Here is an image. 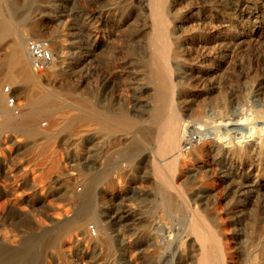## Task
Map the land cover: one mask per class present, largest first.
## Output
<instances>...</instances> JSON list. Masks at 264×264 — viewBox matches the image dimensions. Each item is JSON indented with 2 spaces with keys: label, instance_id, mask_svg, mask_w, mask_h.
Listing matches in <instances>:
<instances>
[{
  "label": "rangeland",
  "instance_id": "rangeland-1",
  "mask_svg": "<svg viewBox=\"0 0 264 264\" xmlns=\"http://www.w3.org/2000/svg\"><path fill=\"white\" fill-rule=\"evenodd\" d=\"M13 3L20 8L30 6L29 20L24 24L31 30L28 38L51 37L54 51L63 42L67 54L77 56L82 64L71 81L61 74L65 63L58 57L40 74L30 65L38 89L64 95L68 87L76 85V93L98 111L117 115L126 112L136 119L145 117L151 93L144 88L146 79H141L140 73L145 70L151 36L148 0H0L3 17L18 23ZM166 6V19L172 31L169 41L172 47L180 43V58H171L170 67L183 118H195L187 113L200 108L204 110L203 119L239 122L215 128L217 134L225 135L224 140L232 142L233 147L252 150L260 137L264 138V131L259 136L258 130L250 140L245 138L251 128L260 127L256 122L264 119V0H169ZM35 27L39 32L33 31ZM8 49L9 42H0L1 57ZM6 85L14 88L24 104L22 83L1 82V94ZM2 96L7 104L6 96ZM22 109H26L25 105ZM53 120L54 116L38 118L36 127L42 134L35 138L13 129L0 132V246L14 251L31 234H40L36 229L32 233L16 228L18 220L28 219L33 227L41 223L50 229V221L83 212L84 177L96 176L100 167L116 163L111 178L115 180L120 175L119 183L116 180L113 185L98 184L89 210L112 215L111 209L117 205L126 209L128 218H141L138 223L126 221V225L104 229L90 218L84 230L73 231L80 237L75 243L48 245L46 241L55 236L50 232L26 249L44 264H176L174 254L185 234L177 218L188 216L192 210L166 213L162 209L153 173L155 154L150 149L151 141L141 137V157L135 155L122 162L117 148L128 139L125 142L123 134H118L114 122L111 125L115 134L106 135L104 150H97L94 141H84L92 137V129L86 135H74V131L52 127ZM140 125L147 127L146 122ZM45 132L53 133L49 138ZM184 132L181 144L191 134L194 140L190 144L195 148L185 152L184 158L171 169L163 170L175 187L174 194L178 192L174 200L199 213L204 226L224 248L225 264H249L253 258L261 261L264 154L259 158L250 154L240 159L219 157L212 142L214 133L200 139L199 132L192 127ZM116 138H121L122 143ZM224 167H228L227 173L223 172ZM249 184H253L254 190L244 187ZM154 224L161 227L155 228ZM88 227L93 231L89 232ZM139 234L140 244H136ZM93 240L98 241L95 247ZM109 240L112 247L106 244ZM10 264L36 263L27 259ZM183 264L199 261L189 254Z\"/></svg>",
  "mask_w": 264,
  "mask_h": 264
},
{
  "label": "bare ground",
  "instance_id": "bare-ground-1",
  "mask_svg": "<svg viewBox=\"0 0 264 264\" xmlns=\"http://www.w3.org/2000/svg\"><path fill=\"white\" fill-rule=\"evenodd\" d=\"M168 1L169 0H148L147 3L149 7L148 27L151 29V36L149 38V45L147 49V60L144 65L145 70L143 71V73H140V75L143 77L141 79H146V83L144 82V88L150 91L151 98L147 103L145 117H139V119L130 116L126 112L117 115L105 113L104 111L103 113L101 111L96 110L92 107V104H90L88 99L82 98L76 93V85H71L70 87H68L64 95H60L50 91L43 92L38 89L34 83V74L31 71L30 61L25 48V43L28 38V32L31 31H28V29L24 27V24L27 23V21L29 20L30 6H21L20 8L17 4L13 3L14 9L16 8L15 12L18 17V23H14L12 19L8 20L4 18L3 15L0 13V42H9L10 44V49L5 51L2 54V57L0 56V66L3 68L0 71V83L3 81H9L11 84H16L19 82L22 83L23 88L21 90V93L24 94L26 100L25 103L22 104V108H24L25 105L26 109L23 111V109L21 108L19 113H15L13 109L8 107V104L5 103L4 97L2 96L3 93H0V115L2 116V119H0V132L13 129L30 136V138H35L42 134V132L36 127V120L41 116H54V120L52 121L51 126L57 127L59 130L70 132L74 131V135H78L81 133L83 135H86L87 132L92 129V137H86V140L84 141H86V143L94 141L97 150H104L103 145L105 143V136L114 133V129L111 125V123L114 122L118 128L116 130L118 134L119 132L123 134L125 142L126 139H128V142H126L128 143V147L126 148V143H122L121 138H116L118 139L119 143L124 144L122 147L117 148L119 159H121L120 161L122 162H126V159H130V157H134L135 155L141 157L144 150L140 144V139H148V141H151V143L153 144L150 148L155 154L153 173L157 178V194L161 198L162 209L166 213H172L177 211L184 212L186 211V209L193 211H190L191 213L188 216L177 218V222L181 224L182 227H184L185 234L184 239L179 241V244L177 246L178 248L174 254L176 264H183L187 260V256L189 254L196 256L197 260L199 261V264H225L223 259L224 248L219 244V239H217V237L211 232L209 228H206L204 226V221L197 211L188 207L186 208L182 204L177 203L176 201L178 200H174V195H176L178 192L174 194L173 190L175 189V187L173 183L166 177L163 170L171 169L174 163H178L182 157L184 158L183 155L185 154V152H189L190 150H193L195 148V145H191L190 143V146H187L186 141L188 140V138H186L185 143L183 145L181 144V141L184 138V131L186 129H190L191 127L199 132V135L197 136H199L200 139L208 137L207 135L209 134H215V138H213L214 141L212 142H214V150L216 151V154L219 157L229 156L233 159H240L241 157L250 154L251 156L259 158L264 154V138L260 137L259 143L256 144V146H254L252 150H248L244 146V148L237 147L238 145L236 147H233L234 145L231 144L232 142L230 141L231 143H229L225 141V135L223 137L221 136V134H217V129H215L227 125L230 122L223 123L222 120L209 121L207 119H203L202 115L204 114V110L200 108L194 109V111H187V114L190 117L194 115L195 118L189 120L183 118L181 114V109L183 108L182 102L180 100L179 95L177 94L179 92H176L175 90V85L171 77L170 59L175 58L178 60L180 58V55L177 51L180 43L178 42L179 44L176 43L175 47H172L171 42L169 41L172 31L169 28L166 19V8H168L166 5ZM33 31L39 32L36 27L33 28ZM38 39L43 40L51 49L49 42L51 41V37L47 40L42 38ZM66 48V45L61 42L58 45L57 51H54L52 49L51 51L55 56L54 59L58 57L62 63H65L61 74L63 75L65 80L71 81V79L75 75H77V68L79 67V65L82 64L77 59V56L76 58L74 56H69L66 52ZM140 86L142 88V85ZM11 111H13V113L19 117L20 122H18V120L17 122L15 121V117L13 116ZM57 114H59V116L56 118ZM59 120L60 122H58ZM140 122H146L147 127L141 126ZM251 122H253V120ZM188 123L191 124L188 125ZM211 123H214V125H212ZM256 123L259 124L260 127H256V129H254V127L253 129L251 128L249 134L245 136L247 140H250V138L255 134L254 132H256L257 130L259 136L260 133L264 131V119H260ZM230 124H239V122ZM205 131H209V133L205 134ZM52 133L45 132L44 134H46V136L50 138ZM126 134L129 135L126 137ZM105 154L107 155V152H104V155ZM115 168H117L116 163H112L111 165L109 164L106 167H100V172L96 176L84 177L85 190L82 202L84 205L83 209L84 207L85 209L83 212H77L70 218L64 219V217H60V219H58L57 221H50V223L52 222V226L50 229L44 228L41 223H38L37 226L33 227L32 225H30L31 223L27 221L28 219H21L16 221V228H23V231H29L32 233L34 232L32 229H36L40 231V234H31L29 238L24 239L21 242V247L14 251H10L0 246V261L4 262L5 264H10L18 263L28 259L29 261H33L36 264H44L43 261L40 262L39 256L31 255L29 249H26V247L37 243L38 241H40L41 236H46L50 232H54L55 236L46 241L48 245H54L58 243H75L80 239V237L76 232L73 231L76 229H81V231L84 230V226L87 224V221L90 218L94 219L99 225V227H102L104 229H111L113 226L123 223L126 225V221H129L131 224L138 223L141 218H128L126 216V209L124 211L122 207H118L117 205H114L112 207V215H108L103 212L98 214L93 210H89L91 200L94 197V190L98 184L108 183L109 185H113L116 183V180L119 183L121 179L120 175V179L115 177L114 180L111 178V174ZM222 170L223 172L227 173L228 167H224ZM253 184H249L244 187L248 188L249 190H254ZM177 222H175V224ZM156 223L158 224V222ZM161 224L162 222L160 223V225ZM200 229H204L205 232H201ZM72 232L73 234L71 235L70 233ZM89 232H91L90 228ZM141 236V234L138 235L136 244H140ZM83 238L85 239L84 236ZM92 242V244H94V247L98 243L97 240H93ZM106 244L110 247L113 246V242L111 240H109ZM249 261V264H264V258L261 261H257L255 258Z\"/></svg>",
  "mask_w": 264,
  "mask_h": 264
},
{
  "label": "built area",
  "instance_id": "built-area-1",
  "mask_svg": "<svg viewBox=\"0 0 264 264\" xmlns=\"http://www.w3.org/2000/svg\"><path fill=\"white\" fill-rule=\"evenodd\" d=\"M26 53L30 61L31 68L34 72L40 74L52 65L54 61V54L48 45L41 39L28 38L25 43ZM2 93L6 96V102L15 113H19L22 108L15 90L12 86L6 85L1 88ZM186 144L188 145L194 140V137L188 135ZM93 231V228L91 229Z\"/></svg>",
  "mask_w": 264,
  "mask_h": 264
}]
</instances>
